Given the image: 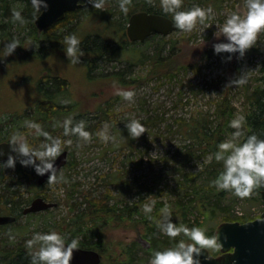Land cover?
Masks as SVG:
<instances>
[{
    "label": "rangeland",
    "instance_id": "374dc122",
    "mask_svg": "<svg viewBox=\"0 0 264 264\" xmlns=\"http://www.w3.org/2000/svg\"><path fill=\"white\" fill-rule=\"evenodd\" d=\"M150 2L162 9L160 0ZM18 3L23 2L19 0ZM195 6L204 9L211 6L213 15L204 24L198 22L191 31L177 29L168 36L158 35L143 43L137 42L133 50L121 53L120 59L116 54L102 56L83 51L78 63H71L66 55L62 41L68 34L75 33L80 41L86 36L100 34L110 44L129 40L126 34L129 17L121 11L119 0H105L104 9L92 11L100 14H83L77 21L58 27L48 37L41 38L32 25L14 22L12 14L0 13V22L7 23L8 28V35L0 40V133L11 135L18 130L13 122L19 121V114H25L28 120L31 115H36L34 107L48 100L39 86L42 83L46 86L53 77L68 82L64 97L56 101L70 98L73 107H59L50 114L48 126L52 128L56 121L79 114V119L87 121L86 126L92 133L90 141H81L75 136L63 137L73 141L71 145H65L71 163L61 170L65 179H58L54 184L39 187L34 168L21 165L19 160L14 169L4 168L0 182V214L8 213L12 210L11 206H15L14 211L19 217L14 224L0 226L4 238L2 248L10 251L12 257L16 256L12 251L15 246L26 245V240L35 232L50 229L64 234L67 241L73 238L85 242L98 240L93 232L86 236L83 233L77 235L66 224L85 207L78 204L82 201L80 191H88L92 197L107 195L110 198L108 202H117L119 207L138 205L131 218L121 215L118 219L102 218L97 221L98 227L104 224L106 251L102 257L106 264H123L113 261V257L121 252L125 244L133 241L139 244V255H135L138 258L131 264H143L141 259L148 258L142 252L149 246L145 220L150 219L143 211L144 203L155 201L150 214L152 217L160 213L157 202L163 201L172 208V219L177 223L191 227L198 219L203 222L202 228L210 230L215 227L216 231L221 223L219 217H204L195 203L190 202L195 197V189L204 186L205 174L195 183L186 182L191 186L188 188L191 195H184L189 207L187 214L173 211L174 202L180 195L179 187L185 182V174L202 172L212 158V152L200 148L197 140L190 135L188 125L183 123L193 124L199 118L213 125L220 123L223 139L231 138L234 129L230 127V121L238 116L245 118L251 108V92L255 87L264 85V33L245 57L226 60L228 53L216 54L213 49L215 42L226 39L221 32H218L221 36H216L217 24L222 25L232 11L246 14V0H183L184 9ZM33 25L37 28L35 18ZM13 38L21 44L7 56L4 44ZM44 39L47 41L40 42ZM158 49L163 59L154 62L155 59L150 57ZM96 55L101 56L93 59ZM239 72L248 74L247 82L226 87L228 80ZM118 88L133 89L134 98L130 101L124 99L116 93ZM224 98L229 100L233 109L227 117L230 119L228 125L221 123L217 112L218 104ZM45 108H41L42 113H45ZM132 118L140 120L146 129L139 137H132L126 127V121ZM105 122L109 125L108 142L95 134ZM242 129L240 140L247 132L245 119ZM33 131L28 128L22 130L29 141L34 136ZM20 167H23L22 175L17 171ZM225 194L222 205L230 207L234 217L243 215L253 220L264 212V192L253 190L250 196L244 198L228 190ZM39 195L56 202L57 206L23 215V208ZM73 202L77 203L74 211ZM10 235L15 238L10 239ZM210 252L217 255L220 248Z\"/></svg>",
    "mask_w": 264,
    "mask_h": 264
},
{
    "label": "clouds",
    "instance_id": "9594fccd",
    "mask_svg": "<svg viewBox=\"0 0 264 264\" xmlns=\"http://www.w3.org/2000/svg\"><path fill=\"white\" fill-rule=\"evenodd\" d=\"M79 4H91L96 9H104L105 0H77ZM131 0H119V7L124 14L129 11ZM183 0H160L165 13H171L175 28L183 31H191L196 24H204L213 15V9L209 6L204 9L195 6L190 9L182 8ZM33 16L38 19L44 11L50 7L49 0H31ZM247 12L241 14L232 11L226 17L222 25H218L216 36L221 32L226 39L218 40L213 44L216 54L228 53L226 60L245 57L247 51L257 45L261 33H264V0H246ZM14 22H25L21 8L12 9ZM211 24L208 25L210 27ZM80 38L71 33L64 37L66 55L71 63H78L83 55L79 48ZM17 38L8 40L4 44L6 55L14 53L20 45ZM246 72L233 76L228 80L227 86H240L247 82ZM116 93L126 100H132L135 92L133 89H120ZM62 103H71L70 98H65ZM243 116H238L230 121V127L234 129L230 139L219 142L215 159L222 162V170L211 183L217 190H228L240 198L248 197L253 190L264 185V136L253 132L248 134L241 142L243 135ZM24 125L33 131L35 137H43L38 145L31 143L23 132L16 130L11 133L6 143L8 149L0 147V156L7 155L6 160H0V169L15 168L17 161L23 166H31L38 175H48V184H54L58 179H65L63 171L57 165V158L66 150L65 145H71L72 139L63 137H78L81 141H90L92 133L87 128V121L80 119L74 121L72 116L65 117L62 121H56L52 127H62L63 137L53 135L52 132L42 126L36 120H25ZM126 127L132 137H139L145 132V127L140 120L132 118L126 121ZM101 140L108 142L110 139L109 125L105 122L103 127L95 133ZM4 143H0L3 145ZM155 201L143 204V211L149 216L153 211ZM160 219L156 221L159 230L170 238H175L181 233L188 238L180 239L173 246L155 249L149 260V264H202L201 257L205 259V250H218L223 242L218 236H209L205 228L199 226L189 227L186 224L177 223L172 219V210L165 204L160 209ZM10 239H14L10 235ZM226 239V237H225ZM190 241V242H189ZM26 247L30 255V264H71L74 250L79 248L77 238L70 242L64 234L56 229L47 232H35L26 240Z\"/></svg>",
    "mask_w": 264,
    "mask_h": 264
},
{
    "label": "trees",
    "instance_id": "16d2710c",
    "mask_svg": "<svg viewBox=\"0 0 264 264\" xmlns=\"http://www.w3.org/2000/svg\"><path fill=\"white\" fill-rule=\"evenodd\" d=\"M23 3L19 4V0H0V13L2 15L6 14H12L13 8H21L22 9V15L25 18V23L27 25H32L35 29V32L37 35L41 38L42 36L48 37V34L50 32H54L58 27L62 26H68L70 23H73L77 21L83 14L89 15L95 13L92 12L93 10L98 11L96 8H78L73 11H69L66 13V16L56 23L49 26L47 29L40 31L39 29L35 28V25H33V8L31 5V2L28 0H20ZM151 0H131V3L129 4V11L126 14L128 17H130L131 14L137 11H148V12H155V13H164L167 16L171 17V13H165L162 9L157 8L150 2ZM155 1V0H154ZM208 1V0H207ZM157 2V0H156ZM91 12V13H90ZM100 14L99 12H97ZM95 13V14H97ZM27 14V15H25ZM9 17V16H8ZM21 24V23H20ZM9 26V25H8ZM7 23L0 22V40L4 38L7 33ZM2 31V32H1ZM158 36V35H154ZM153 37V36H151ZM149 39V38H148ZM39 41V40H37ZM41 41H47L46 39L40 40ZM137 42H132L130 40H127L126 42H119L116 41L115 44H110L108 39L106 37H103L100 34L95 35H89L84 38L83 41L80 42L79 48L82 49L85 52L92 51L95 53H99L102 56L104 54L109 55H118L117 57L120 59L121 53H128L130 50H133L135 46H133ZM140 43V42H139ZM135 54V53H134ZM101 55H96L93 59H97ZM149 57V56H147ZM150 58L155 59L154 62H159L163 57H161V50H155V52L152 54ZM92 59V60H93ZM142 59L141 61H143ZM132 64L134 63L133 60H128ZM93 65V61L90 65V67ZM47 80V79H46ZM68 86V82L66 80L61 79L60 77H53L49 82H47V85L44 86L43 83L39 86V90L42 92V94H46V97L48 98L47 101H43L40 105L37 104V107L35 108L36 115L35 118L36 121L43 123L45 122H51L50 114H53L56 112V110L62 109V108H68L72 109L73 104H63L60 101H56V99L64 97V93H66V87ZM68 89V88H67ZM249 102L251 104V108L247 111L245 116V122L247 124V132L245 136L242 138V140L248 135L253 132L257 133L260 136H264V85H259L255 87V89L251 92ZM46 107L44 109L45 113H42L41 108ZM41 112V113H40ZM217 112L219 114V117L222 119V124L228 125L230 119L227 118L233 113V109L231 107V104L227 98L222 99V101L218 104ZM21 118L16 123L13 122L15 129H18L22 132V130L27 127L24 125V121L27 119L25 114H19ZM46 119V120H45ZM74 121H79V114L73 117ZM28 120V119H27ZM30 120H33L32 116H30ZM2 121H0L1 125ZM183 124L188 125V131L192 137H194L197 142L200 144V148H202L204 151H211L212 152V158L209 161V163L206 165L205 169L202 170L200 173L195 174H185V182L183 185L179 187L180 189V195L176 198V201L173 205V211L179 210L181 215L187 214L188 211V205L185 203L184 195H191V192H189L188 188L191 187L189 185H186V182L192 181L196 182L198 178L201 175L206 176V180L204 183V186L200 187V189H195V197L190 200L191 203H195L198 211L200 214H202L204 217L213 216V217H219V221H235L239 220L242 222L250 220L247 216H236L234 217L230 211V207L223 206L222 205V198L226 195V190H217V188L211 183L213 179L216 178V176L219 174V172L222 170V162L217 161L215 159V152L217 151V146L219 142L223 141L222 136V128L220 123L217 125L210 124L206 119L199 118L197 119L193 124H189V122H184ZM224 127V126H222ZM49 131L53 133V135H60L63 137V128L57 127V128H51L49 127ZM48 130V129H47ZM43 140V137H31L30 142L33 144L38 145L40 141ZM241 140V142H242ZM68 163H71L70 160ZM73 163V162H72ZM23 167L18 168V172H21L20 175H22ZM4 176V175H3ZM258 193L264 192V185H261L260 187L255 188ZM182 191V192H181ZM182 193V194H181ZM80 194L82 196V201L79 204L80 207L85 205V207L79 211L78 213L74 214L72 216V221H67L66 224L71 228L77 235L79 233H83L85 236L87 233H92V235H96L98 237V240L96 241H90L85 242L84 240H78L79 246L84 248H94L98 250L101 255L105 254L106 251V244L103 243L104 241V232L103 227H98V220H101L102 218H111V219H118L121 217V215L124 217H130L133 216V214L138 210L137 204H127L124 207H119L118 203L110 204L108 201L110 198H108L107 195L104 197H96L91 196V194L88 191H80ZM13 196H16L15 194ZM16 198V197H13ZM13 198H11L13 200ZM10 199V200H11ZM10 200H6L7 202H11ZM159 209H161L165 203L163 201L157 202ZM15 204V203H14ZM17 204V203H16ZM12 205V204H11ZM77 203L73 202L72 206L73 211L74 208L76 209ZM12 210L16 209L15 206H11ZM176 208V209H175ZM172 209V208H171ZM219 210V211H218ZM123 214H119V213ZM219 212V213H218ZM160 213L157 215H153L154 217L147 221L146 223V231L145 235L147 240L149 241V246L145 249H143L142 252L146 253L148 258H142L141 261L143 264H149V260L151 258V255L155 249L158 248H166L169 247L170 244H175L180 239H185L186 241L188 238L184 236L183 233L178 235L175 238H170L166 234H161L159 232V228L157 227L156 221L160 219ZM186 222V221H185ZM0 226H8L6 225H0ZM193 226H199L203 227V222L197 219L196 223L193 224ZM192 227V226H191ZM85 230V231H84ZM207 234L209 236L215 235V227H213L210 230H206ZM71 240H68L70 242ZM88 241V240H86ZM4 243V238L1 236L0 231V263L2 264H30V255L28 252V249L26 245H17L14 249H12L13 252H15L16 256L12 257L10 255V251L5 250L2 248V244ZM139 244L136 241H133L132 243H127L124 245L123 249H121V252L118 253L115 257H113V261L116 263H125V264H131L135 259L137 260ZM100 264H106L102 257V262Z\"/></svg>",
    "mask_w": 264,
    "mask_h": 264
},
{
    "label": "water",
    "instance_id": "95a60500",
    "mask_svg": "<svg viewBox=\"0 0 264 264\" xmlns=\"http://www.w3.org/2000/svg\"><path fill=\"white\" fill-rule=\"evenodd\" d=\"M31 2V0H28ZM50 7L44 11L35 24L40 31L47 29L57 21L62 20L66 13L91 4H79L77 0H49ZM172 18L164 13L137 11L130 15L126 34L132 42H145L154 35L168 36L176 31ZM0 147L9 148L6 142ZM7 155L0 156L6 160ZM69 161L68 151L65 150L58 158L57 165L61 169ZM58 170V173L59 171ZM2 169H0L1 178ZM49 173L39 176V183L48 180ZM57 206L56 202L48 201L38 196L24 209V214L45 211ZM16 220L15 215H0V224H11ZM215 235L223 242L220 253L211 254L210 250L204 252L205 259L201 257L202 264H264V212L256 219L241 222L224 221L220 223ZM226 237V239H225ZM101 253L92 248L79 246L74 250L71 264H100Z\"/></svg>",
    "mask_w": 264,
    "mask_h": 264
},
{
    "label": "flooded vegetation",
    "instance_id": "af4514ba",
    "mask_svg": "<svg viewBox=\"0 0 264 264\" xmlns=\"http://www.w3.org/2000/svg\"><path fill=\"white\" fill-rule=\"evenodd\" d=\"M85 7H87V8H90V7H92V6H85ZM85 7H83V8H85ZM92 8H94V7H92ZM32 116V118H33V120H37L36 118H35V116H33V115H31ZM46 120V119H45ZM49 120H51V119H49ZM48 122H43L42 123V126L43 127H45L46 129L48 128V127H50V126H48V124H47ZM50 123V122H49ZM50 129V128H49ZM48 129V130H49ZM2 136H1V138H0V143L1 142H6L7 141V139L9 138V133H8V135H7V133L6 132H2V133H0ZM67 150V149H66ZM68 151V150H67ZM68 158H69V152H68ZM69 162V161H68ZM68 162H67V164L61 169V170H63L67 165H68ZM4 169H2V173H1V178H0V182L2 181V178H3V175H4ZM59 174V173H58ZM39 176L40 175H38L37 174V185L39 186V187H44V185H46L47 183H48V180L47 181H45L44 183H39V181H38V179H39ZM39 196H41V197H43V198H45L46 200H48V198L47 197H45V196H42V195H39ZM38 197V196H37ZM36 198V197H35ZM48 201H50V200H48ZM30 205V204H29ZM28 205V206H29ZM26 208V207H25ZM25 208H23V210H22V213H23V215H29V214H35V213H39V212H35V213H28V214H24V209ZM49 210V209H48ZM45 211H47V210H45ZM40 212H43V211H40ZM0 215H15L16 216V220H15V222H17L18 221V219H19V217H18V215H17V212L16 211H14V210H11V211H8V213H6V214H0ZM14 222V223H15ZM14 223H11V224H14ZM11 224H8V225H11ZM1 225V224H0ZM4 225H6V224H4ZM0 264H2V263H0Z\"/></svg>",
    "mask_w": 264,
    "mask_h": 264
}]
</instances>
